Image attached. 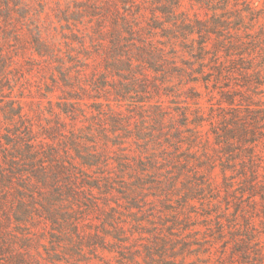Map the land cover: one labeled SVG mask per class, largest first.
<instances>
[{
    "label": "rangeland",
    "instance_id": "374dc122",
    "mask_svg": "<svg viewBox=\"0 0 264 264\" xmlns=\"http://www.w3.org/2000/svg\"><path fill=\"white\" fill-rule=\"evenodd\" d=\"M229 2L235 17L237 5ZM171 3L0 0V172L23 174L43 193L39 199L58 207L50 217L27 204L16 224L17 197L0 184V227L29 234L31 264H264L259 196L253 204L240 181L226 186L218 163L199 170L195 155L203 148L191 152L173 138L176 111L190 121L199 109V131L215 156L210 125L223 102L221 90L208 93L172 68L186 71L189 55L178 42L174 54L162 31L171 27L164 23ZM224 7L179 0L177 13L206 20ZM151 49L165 59L159 69L148 64ZM191 87L197 99L189 97ZM257 100L251 94L249 101ZM175 126L185 137L192 128ZM153 156L162 163L137 182L139 164ZM29 167H62L59 177L68 182L54 195L52 177L29 176ZM167 169L176 190L155 183Z\"/></svg>",
    "mask_w": 264,
    "mask_h": 264
},
{
    "label": "trees",
    "instance_id": "16d2710c",
    "mask_svg": "<svg viewBox=\"0 0 264 264\" xmlns=\"http://www.w3.org/2000/svg\"><path fill=\"white\" fill-rule=\"evenodd\" d=\"M171 1L169 11L165 13L167 16L164 18V23L171 27L163 29V25L162 31L167 33L166 37L168 41L170 40L174 54L177 52L175 43L178 42L189 55V60L184 63L188 68L186 71L182 68H172H175L180 76H186L188 83H201L208 93L216 89L221 90L219 94L223 102L219 104L217 113L212 112L211 115L212 117L215 114L217 119L216 123L210 125L217 152L215 156L208 153L207 148L211 145V141L208 137L203 139L199 131L205 122L199 109H195L190 121L185 112L176 111L181 122H176L173 116L170 118L169 123L174 126L173 138L178 140L177 143L187 141L191 152L201 146L203 149L200 153L196 151L198 155H195L197 168L199 170L207 168L212 171L218 163L224 184L229 187L233 180L240 181L245 187L244 193L253 204L258 203L256 197L259 196L264 211V0L260 6L254 5L249 0H233L237 5L235 17L228 16L229 0H200L206 5L218 1L225 6L223 13L220 14L216 12L217 9H212L211 16L206 20L198 18L191 20L178 14L179 0ZM148 53L151 58L148 64L161 68L165 63L161 52L151 49ZM194 91V87L189 89V97L197 99L198 95H194L196 94ZM251 94L258 97L257 102L249 101ZM175 123L184 127L192 126L185 131L188 132L187 137L182 135L181 128L175 126ZM161 163L154 156L146 164L140 163L136 181L139 182L144 173L155 174V166ZM147 164L153 168L150 167L148 170ZM33 169L35 168L29 167L25 170V174L34 175L33 177L36 178L37 176L52 177L47 185L54 195L58 194L63 189L62 186L68 182V179L61 181L59 177L61 170L65 171L62 167L57 168L56 171L47 170L41 173L33 172ZM164 174L168 177H155V183L176 190L177 178H174L173 173L168 169ZM23 176L21 173L15 177L12 172H0V184H6L7 192L17 197L12 212L14 222L16 224L21 222L20 216L26 214L27 204L32 205L31 210H42L53 217L58 207L53 206L52 198L39 199L43 193L37 185L24 180ZM13 179L16 183L12 181ZM42 183L45 185V181ZM26 192L37 194L38 201L34 202L33 194L27 195L29 198L27 200ZM33 243L29 234L17 229L6 231L0 227V256L4 250L8 251L6 264H31L25 247Z\"/></svg>",
    "mask_w": 264,
    "mask_h": 264
}]
</instances>
